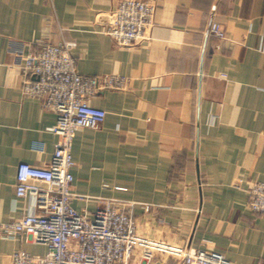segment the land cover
<instances>
[{
	"label": "crops",
	"instance_id": "obj_1",
	"mask_svg": "<svg viewBox=\"0 0 264 264\" xmlns=\"http://www.w3.org/2000/svg\"><path fill=\"white\" fill-rule=\"evenodd\" d=\"M119 1L0 0V221L31 209L15 195L17 165L47 164L58 141L55 112L22 93L11 47L72 41L80 73L127 80L88 99L106 116L73 136L72 206L91 215L102 198L131 201L142 237L264 261V214L246 193L264 181V0H155L149 38L128 47L105 33ZM17 248L47 252L22 233L0 237V264ZM129 264H144L138 249ZM149 264L183 263L155 252Z\"/></svg>",
	"mask_w": 264,
	"mask_h": 264
},
{
	"label": "built area",
	"instance_id": "obj_2",
	"mask_svg": "<svg viewBox=\"0 0 264 264\" xmlns=\"http://www.w3.org/2000/svg\"><path fill=\"white\" fill-rule=\"evenodd\" d=\"M155 6V0H120L105 33L123 47L148 39ZM209 31L218 38L226 37L218 22L211 21ZM74 45L65 40L42 42L36 51L27 53L10 46L23 75L22 93L40 99L55 112L56 122L49 130L58 141L47 164L17 165L15 195L29 198L31 209L18 219L0 221V237L22 233L45 244L47 252L33 255L17 248L10 254L9 264H129L137 249L144 264H149L155 252L180 257L183 264H233L216 251L167 245L138 235L131 201L102 198L91 215L72 206L73 136L80 128L98 127L106 116L104 109L88 99L100 89H122L127 81L119 74L80 73L71 52ZM246 193L248 208L264 214V181L250 182Z\"/></svg>",
	"mask_w": 264,
	"mask_h": 264
}]
</instances>
